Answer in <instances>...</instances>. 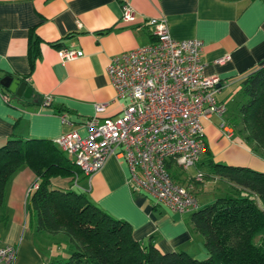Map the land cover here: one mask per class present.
Listing matches in <instances>:
<instances>
[{
    "label": "crops",
    "instance_id": "obj_1",
    "mask_svg": "<svg viewBox=\"0 0 264 264\" xmlns=\"http://www.w3.org/2000/svg\"><path fill=\"white\" fill-rule=\"evenodd\" d=\"M124 1L0 0V79L10 74L32 87V94L26 97L0 83V146L15 136L55 141L71 129L86 134V120L95 113L99 102H108L103 115L118 114L125 100L117 96L108 65L114 55L154 41L152 28L142 16H165L175 38L203 41L205 73L219 76L215 96L227 107L238 96L244 75L264 62V0H129L137 12V19L130 22L122 19ZM31 32L42 40L33 68L28 54ZM60 48L80 49L83 54L64 60ZM227 55L225 61H217ZM207 120L208 148L219 134L234 137L236 130L231 126L230 131L225 130L220 115ZM241 140L246 142L243 137ZM230 147L239 154L236 159L250 153L246 160L252 163L248 166L264 168V160L253 150L249 152L235 143ZM196 174L188 175L186 183L199 194V184L205 180H197ZM129 175L127 162L111 155L90 177L83 172L78 176L57 175L51 178V186L84 191L110 214L128 220L136 239L147 241L154 237L164 251L184 248L197 258L207 257L201 234L190 225L195 210H173L135 188L128 181ZM36 180V173L26 165L7 184L9 231L2 245H17L15 264H45L61 252L50 243L44 246V252L40 251L36 236L26 224L28 195ZM218 194L219 191L204 193L201 204L214 201Z\"/></svg>",
    "mask_w": 264,
    "mask_h": 264
},
{
    "label": "trees",
    "instance_id": "obj_2",
    "mask_svg": "<svg viewBox=\"0 0 264 264\" xmlns=\"http://www.w3.org/2000/svg\"><path fill=\"white\" fill-rule=\"evenodd\" d=\"M41 41L31 32L28 54L32 68L41 53ZM238 92L224 119L254 152L264 156V62L244 75ZM207 153L198 162L209 167L204 178L220 175L228 187L190 218L192 229L201 234L208 249L205 258L184 248L164 251L154 237L136 239L128 220L110 214L84 191L53 188V176H77L82 170L53 139L45 137L15 136L0 146V221L7 224L9 217L7 184L27 165L38 183L29 191L27 224L37 239L43 235L44 242H65L68 248L67 255H53L45 264H264V171L217 162L208 146ZM166 165L173 179L189 186L188 176H183L186 169L174 160H167Z\"/></svg>",
    "mask_w": 264,
    "mask_h": 264
},
{
    "label": "built area",
    "instance_id": "obj_3",
    "mask_svg": "<svg viewBox=\"0 0 264 264\" xmlns=\"http://www.w3.org/2000/svg\"><path fill=\"white\" fill-rule=\"evenodd\" d=\"M122 9L124 21L137 19L131 1L125 0ZM142 17L151 26L154 41L114 55L108 65L117 96L125 100L121 111L103 115L108 102L96 103L95 113L85 123L86 134L71 129L55 142L88 177L115 155L127 162L128 181L135 188L173 210H197L202 206L198 193L173 179L166 163L174 160L186 170L197 164L207 146L201 117L218 114L221 126L230 131L224 119L227 104L215 96L219 76L205 73L203 41L175 38L165 16ZM59 54L69 60L83 50L60 48ZM62 119L68 121L64 115ZM196 179L203 181L204 172L199 170ZM17 255L16 244L0 245V264H15Z\"/></svg>",
    "mask_w": 264,
    "mask_h": 264
},
{
    "label": "rangeland",
    "instance_id": "obj_4",
    "mask_svg": "<svg viewBox=\"0 0 264 264\" xmlns=\"http://www.w3.org/2000/svg\"><path fill=\"white\" fill-rule=\"evenodd\" d=\"M124 101V99H123ZM235 101H230L229 104L234 103ZM226 117V114L224 115ZM221 117V116H220ZM217 115L214 116V119H217ZM222 119V117H221ZM201 121L202 123L205 125L206 122L208 121L207 118L205 117H201ZM242 135L236 131L234 137L229 138L227 136H225L224 134H219L215 139L212 140V145H210V154L212 155V157L215 159V161L217 162H224L227 164H246V165H250L248 163H252L249 162L247 157L251 156L249 154H242L241 158H237L236 156L239 155L236 151H234L232 148L230 147L233 143L235 144H240L241 146L245 147L248 150H251L249 152H253L251 146L246 143L243 142L241 140ZM236 146V145H234ZM256 156H258L259 158H262L264 160V157L262 155H258L255 152H253ZM252 153V154H253ZM253 154V155H254ZM208 153L205 155H202L201 157V161L206 159ZM253 167V166H252ZM254 169L257 170H261L264 171V168H259L257 167H253ZM199 170H202L203 172H209V167L208 165L205 164H195L190 166L187 170H185V172L183 173V176H188V175H195ZM204 182H200L199 184V198L202 199L204 197V193L206 192H214L216 193L217 191H225L226 187H228V183H227V179H225L224 177L217 175L216 178L210 176L208 178H204ZM201 194V195H200ZM26 224H27V220H26ZM8 226H6V222L5 221H0V245H2L5 240L6 237L8 236ZM23 236L25 233V228L22 231ZM34 234V233H33ZM43 235L39 236V239H37V246L39 248L40 251L44 252L45 251V245L48 244L46 242H44L45 237H42ZM37 238V237H36ZM35 238V239H36ZM48 240V238H47ZM257 241L260 240V236H257L256 238ZM49 241V240H48ZM53 246H57V248L60 249V253H63L65 255L68 254V251L66 250V244L65 242H61V244H59V246L57 244H53ZM29 258V255L27 256ZM25 260V259H23Z\"/></svg>",
    "mask_w": 264,
    "mask_h": 264
},
{
    "label": "water",
    "instance_id": "obj_5",
    "mask_svg": "<svg viewBox=\"0 0 264 264\" xmlns=\"http://www.w3.org/2000/svg\"><path fill=\"white\" fill-rule=\"evenodd\" d=\"M0 83L17 95L29 97L32 94V87L27 84V81L16 78L10 74L3 76L0 79Z\"/></svg>",
    "mask_w": 264,
    "mask_h": 264
}]
</instances>
